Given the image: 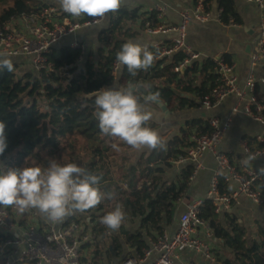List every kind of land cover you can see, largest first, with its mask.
<instances>
[{
	"label": "trees",
	"instance_id": "16d2710c",
	"mask_svg": "<svg viewBox=\"0 0 264 264\" xmlns=\"http://www.w3.org/2000/svg\"><path fill=\"white\" fill-rule=\"evenodd\" d=\"M212 3L213 0H204L207 10L212 9ZM44 6L43 0H0V29L12 18L39 14ZM219 8L224 23L231 18L238 25L244 24L236 0H219ZM147 22L152 28L162 24L154 11L141 12L140 7L121 4L117 12L108 13L100 24L99 46L96 52L89 51L83 66L79 60L84 51L68 45L53 47L47 53L53 70L31 71L20 76L16 62H12V72L0 67V120L6 123L9 144L0 156L5 170L37 163L46 166L48 159L54 158L62 164L86 166L88 173L102 176V202L73 217L84 227L83 235L90 236L81 245L83 264L88 261L121 264L133 254L143 255L159 240L174 222L178 203L190 193L192 186V164L184 166L172 181L165 179L166 170L172 162L187 155L194 146L195 134L210 132L208 118L192 119L180 134L163 139L165 149H154L139 157L136 149L100 133L94 115L95 96L88 95L101 88L121 87L129 82L140 85L142 90L150 87L152 92L160 93L169 110L179 111L199 108L219 82L218 65L212 57L196 60L184 72H176L186 55L176 51L162 57V45L149 47L157 59L147 71L132 76L126 67L120 66L115 76L117 51L139 35V23L143 29ZM172 45L171 41L165 43L167 48ZM223 61L234 64L231 54L224 55ZM263 68L264 63L258 73ZM255 94L264 106V84L257 85ZM149 126L156 128L152 121ZM113 144L119 145V151L113 149ZM228 157L235 165H241L233 156ZM228 188L221 178V191ZM260 189L264 197V182ZM117 204L123 205L126 218L118 231H112L101 224V218ZM5 209L14 222L19 221L22 226L28 223L29 211L20 218L15 208ZM199 217L209 224L214 239L219 242L217 248L213 245L216 261L207 264H264V225H259L258 232L252 236L250 227L236 212L217 213L210 200L200 208Z\"/></svg>",
	"mask_w": 264,
	"mask_h": 264
},
{
	"label": "built area",
	"instance_id": "2783aa9c",
	"mask_svg": "<svg viewBox=\"0 0 264 264\" xmlns=\"http://www.w3.org/2000/svg\"><path fill=\"white\" fill-rule=\"evenodd\" d=\"M244 1L260 10L257 35L251 44L250 67L245 81L242 85L238 84L235 64L225 63L223 57H212L218 65L220 79L210 95L200 102V108L214 109L233 95L236 96V103L227 117L208 118L210 132L195 134L192 137L194 146L179 160L193 165V173L190 177L193 184L201 171L206 169V155L211 153L215 156L217 164L207 198L186 203L179 216L178 228L175 232L165 231L143 255L133 254L124 259L121 264H176L180 252L186 249L201 253L215 262L214 249L198 234V228L211 231L209 224L199 217L200 208L206 200L213 203L217 213L240 206L243 199L255 205H264L263 192L260 189V184L264 182V134L257 136L254 145L245 139L241 141L240 166L231 162L228 155L218 149V145L231 129L239 113L252 117L264 126L262 115L264 106L255 94L257 85L264 84V68L261 74L257 73V69L264 63V0ZM165 10L164 5H156L149 11L156 12L158 19L163 22ZM106 18L107 14L103 18H90L84 15L76 20L64 13L60 7L47 3L39 14L12 18L10 23L0 29V57L25 56L30 59L38 73L44 69L53 70L47 58V53L53 47H57L64 38L76 33L80 28L100 25ZM210 21L221 23L226 27L241 26L231 18L224 23L219 6L215 10H207L204 0H195L193 8L180 12V22L177 25L162 23L152 28L150 22H147L146 29L152 34L177 33L173 45L161 49V56H170L176 51H182L186 57L175 68V71L179 72L202 58V54L188 42L189 26L193 22ZM70 46L84 50V45L79 40H73ZM119 67L117 63L113 66L115 76L118 75ZM253 160L263 161V166L254 167L250 164ZM221 178L226 184L236 182L237 188L221 191ZM28 211L29 221L22 226L19 221L14 222L7 209L0 207V264H83L81 245L89 240L90 236L83 235L84 227L73 219L79 213L66 217L61 223L53 224L47 221L38 210ZM22 216L23 213L17 217ZM86 264L92 263L88 261Z\"/></svg>",
	"mask_w": 264,
	"mask_h": 264
},
{
	"label": "clouds",
	"instance_id": "9594fccd",
	"mask_svg": "<svg viewBox=\"0 0 264 264\" xmlns=\"http://www.w3.org/2000/svg\"><path fill=\"white\" fill-rule=\"evenodd\" d=\"M64 13L74 18L86 15L103 18L117 12L122 0H58ZM157 59L147 45L129 40L116 53V63L126 67L136 76L147 71ZM0 67L14 70L11 59H0ZM95 111L100 133L117 138L133 149H165L160 133L149 126L154 112L150 105L162 103L159 92L150 87L127 83L121 87L101 88L94 92ZM6 123L0 120V156L8 148ZM119 151V145H112ZM247 163V161H245ZM102 176L88 173L76 163H60L49 158L47 165L34 164L23 168H5L0 165V207H13L23 213L36 209L53 224L61 223L68 216L94 209L104 199L100 183ZM126 218L122 204L101 218L107 229L118 231Z\"/></svg>",
	"mask_w": 264,
	"mask_h": 264
},
{
	"label": "crops",
	"instance_id": "0c3cea01",
	"mask_svg": "<svg viewBox=\"0 0 264 264\" xmlns=\"http://www.w3.org/2000/svg\"><path fill=\"white\" fill-rule=\"evenodd\" d=\"M43 1L45 4L48 3L60 7L58 0ZM122 4L131 7H140L141 12H148L156 5H164L166 10L164 21L162 23L166 25H177L180 22V12L193 8L195 6V0H122ZM236 5L238 12L243 19V25L239 27H226L223 24L214 21L207 23L193 22L188 29V42L196 51L202 54V58L223 57L226 54H231L235 64V74L238 77V84L242 85L250 67V53L247 51V45L253 44L256 39L257 27L260 20V10L256 6L246 3L244 0H236ZM218 6L219 0H213L212 9L215 10ZM69 16L72 17L71 15ZM83 16L84 15L78 18H72L77 20ZM99 26L101 25L84 26L80 28L76 33L64 38L56 48L68 46L73 40L81 41L84 45V54L79 60V65L83 66L88 59L89 51L93 50L96 52L99 46ZM137 29L139 30V35L134 38L133 41L147 45L148 48H158L161 45L166 47L165 43L170 41L173 42L174 38L177 36L176 32L158 34L149 33L146 27L143 29L140 28V23L138 24ZM4 58L11 59L12 62L19 64L20 76L31 72H23L28 66H33L29 58L25 56L0 57V59ZM259 69L260 67L257 69V73ZM235 103L236 96L233 95L226 98L218 107L210 110H205L199 107L197 109H184L179 111H171L167 108L166 111H164L159 104H152L150 107L154 112V116L151 121L156 124L155 129L159 131L162 139H167L180 134L183 129H187V123L192 119L210 118L211 116H219L221 118L227 117ZM162 104L166 106L164 102H162ZM260 134H264V126L252 117L239 113L234 119L231 129L226 133L218 145V149L226 155L233 156L235 162L242 161L240 156L241 141L248 138L252 141L251 145H254L257 136ZM153 150L154 149L144 147L139 150L136 149V154L139 157L142 153H151ZM216 164L215 156L208 153L206 155V169L201 171L196 181L192 184L191 191L188 193L191 194L192 198L188 200V202L207 198ZM250 164L256 168H260L263 166V161L253 160ZM186 165H188V163L180 161L172 162V166L166 170L164 176L165 179L170 181L176 179L180 174L181 169ZM228 187L230 190L235 189L237 188V183L230 182ZM182 201H184V199L178 203L174 222L168 228L172 233L177 230L179 216L183 211V207L188 203L186 202L182 207ZM231 210L236 212L239 216H242V214L248 216L252 212L256 213L260 211L264 213V205H255L249 200L243 199L240 206L228 211ZM198 234L203 241H208L213 249V245L217 248L219 242L214 239L212 231L198 228ZM210 262L212 261L204 257L203 254L191 249H186L180 252L176 264H207Z\"/></svg>",
	"mask_w": 264,
	"mask_h": 264
},
{
	"label": "rangeland",
	"instance_id": "374dc122",
	"mask_svg": "<svg viewBox=\"0 0 264 264\" xmlns=\"http://www.w3.org/2000/svg\"><path fill=\"white\" fill-rule=\"evenodd\" d=\"M26 71H36L34 69L33 66H28L27 68H25L23 70V72H26ZM68 75V74H66ZM82 158H85L84 156H82ZM0 165H2L4 167V165L2 164V162H0ZM84 169L87 171V168L86 166L84 167ZM18 212V211H17ZM17 214H20V212H18ZM244 222L248 225V227H250V231H251V235L252 236H255L256 233L258 232V227L259 225H264V213L263 212H252L250 215L248 216H244L242 214V216H240Z\"/></svg>",
	"mask_w": 264,
	"mask_h": 264
},
{
	"label": "water",
	"instance_id": "95a60500",
	"mask_svg": "<svg viewBox=\"0 0 264 264\" xmlns=\"http://www.w3.org/2000/svg\"><path fill=\"white\" fill-rule=\"evenodd\" d=\"M247 51L250 53V51H251V44H248V45H247ZM181 71L184 72V71H185V68H183ZM93 96H95L94 93L88 95V97H93ZM159 105L162 106V109H163L164 111H166L167 107H166L165 105H163L162 103H160ZM191 198H192L191 194H187V195L185 196V198H184V201H182V203H181L182 207H183V206L185 205V203L188 202V200H190Z\"/></svg>",
	"mask_w": 264,
	"mask_h": 264
}]
</instances>
